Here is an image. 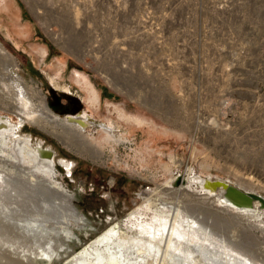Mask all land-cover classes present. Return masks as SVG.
Returning a JSON list of instances; mask_svg holds the SVG:
<instances>
[{"label":"rangeland","instance_id":"1","mask_svg":"<svg viewBox=\"0 0 264 264\" xmlns=\"http://www.w3.org/2000/svg\"><path fill=\"white\" fill-rule=\"evenodd\" d=\"M101 1L0 0V46L7 52L0 54V116L19 124L17 133H0V179L6 182L0 180V264L25 258L31 264H73L82 246L110 223L139 214L148 195L180 179L195 193L203 190L199 178H215L255 184L264 194L255 156L258 146L264 149V56L256 58L254 46L240 48L237 30L226 29L223 1L119 0L129 19L121 18L126 10L115 14ZM80 24L86 26L82 32ZM84 43L94 53L101 47L95 43L118 50L110 56L106 48L104 59L129 66L130 72L110 68L127 75L115 79L133 83L141 101L113 90L92 68L89 54L78 57ZM133 71L139 79L131 77ZM83 76L97 101L89 99ZM37 91L55 120L40 113ZM73 95L97 122L111 120L121 128L108 136L89 123L75 139L64 131L71 127L62 125L74 112L73 104L64 103ZM36 142L70 162V176L58 163L53 175L70 196L73 219L51 205L27 150ZM240 219L242 229L264 239L256 227L264 209ZM13 221L37 230L32 223H39L43 232H21ZM47 240L56 251L51 262L35 255Z\"/></svg>","mask_w":264,"mask_h":264},{"label":"bare ground","instance_id":"2","mask_svg":"<svg viewBox=\"0 0 264 264\" xmlns=\"http://www.w3.org/2000/svg\"><path fill=\"white\" fill-rule=\"evenodd\" d=\"M103 1L113 7L115 14L119 9L126 10V12L121 14L122 19L130 18V14L127 11L129 8L119 7L117 5L118 0H102L101 2ZM222 1V7L228 5V0ZM240 3L241 0L240 2L239 0L235 2L237 6H239ZM94 17L97 19L96 15H94ZM259 17H262V13L257 15V18ZM100 21H103V18H100ZM243 22L249 31L252 25L249 24L247 19H243ZM239 24V21H235L233 27L236 28ZM94 26L96 27L94 29L95 41H97L96 29L99 27L96 24ZM80 27V31L86 29L84 24H80ZM235 33H238V31ZM95 44L101 46L99 49L95 48V53L87 51L84 43L83 51L77 56L82 58L84 55L89 54L96 63L92 68L111 85L113 90L123 94L126 93L129 97H133L135 93L140 92L132 86L133 83L127 84L124 83V80L118 81L115 79L116 76L124 78L127 75H122L119 72L117 73L116 69L112 71L110 66L114 68L120 66L119 71H131L129 66L125 67L124 65L123 67L124 61L122 62L120 59L113 61L112 58L104 59L106 48L110 50V56L117 54L118 50L114 49V52H112L109 47L98 43ZM0 54H7L2 46H0ZM97 54L99 58L96 57ZM131 77L139 79V77L134 74V71ZM83 78L84 84L89 91V99L91 101H97L98 97L95 93V88L91 83L85 81L84 76ZM53 83L55 87L61 88L64 92L69 91L66 84H59L58 81H53ZM52 87L56 89L53 85ZM37 94L39 97L38 107L40 113H43L48 120H55L57 116L49 113L39 91H37ZM66 94L69 95L68 93ZM133 98L137 101H141L138 96H134ZM18 99L20 105L24 106L26 104V98L22 93ZM71 101L73 102V99H71ZM23 102L25 104H23ZM29 103L31 102L29 101ZM25 115L28 116L29 113L26 112ZM89 123H98L108 136L114 135V130L121 128L119 124L111 122V120H108V122H97L92 114L82 107L74 110L73 114H67L62 121L64 127H71V130L65 128L64 131L75 134V139H79L80 133ZM2 124H4V126H2ZM199 124L200 123L196 125ZM0 125V133L5 129H8V132H13L19 127V124H16L7 117L4 118L1 116ZM15 133L17 132L15 131ZM22 137L23 139H27L29 135L22 134ZM35 146L36 148H27L29 151L28 154L36 165L34 168L38 169L39 175L42 177L40 178L42 186L46 187L48 191L46 193L52 196L51 205H56L61 209L65 217L73 219L71 216L75 212L69 201L70 196L66 193V189L56 181L53 175L56 163L67 168V165L70 164L69 160L63 157H58L56 159L52 148L48 146L43 147L41 142H36ZM85 148L86 147H83V149ZM172 158V161L176 163L177 158L173 156ZM199 179L201 180L203 190H200L198 193L192 192L187 186L182 185L183 179H180L177 186L165 184L154 193L148 195L144 202L145 205L142 207L140 206L137 212L139 214L131 212L126 220L110 223L104 231L97 234L93 239L82 246L74 256L73 264H264V239L259 241L257 239L258 237L256 238L247 233L238 224L242 215L246 214L248 216H253L254 213L258 212L260 209L259 201L257 199L252 200L248 198L244 195V192L237 191L232 187L226 189L227 185L230 184L231 186L242 188L246 192L260 194L255 184L245 187L241 186L239 183L222 182L215 178H210L208 180ZM0 180L6 185L4 179ZM225 191L226 194L224 195ZM249 203L251 204L249 205ZM174 208H176V210H174ZM0 210L2 211L1 208ZM148 212H152L153 215L151 217H146L145 215H147ZM13 225L21 232L27 234L30 231L37 234H40V231L43 232L42 225L36 222L32 223V225H35L38 230L36 228L33 229L27 221L14 222ZM252 226H254V224ZM256 227L262 231V235L264 236L263 219ZM51 231L53 232L52 229ZM50 243L52 242L47 240L48 246H41L39 251L35 252V255L51 262L52 255L54 253L56 254V251L52 248ZM228 243L232 244L234 247L230 246ZM25 259L27 262H24L23 259H15L10 263L29 264L28 262H30L31 264L30 260L27 258Z\"/></svg>","mask_w":264,"mask_h":264},{"label":"built area","instance_id":"3","mask_svg":"<svg viewBox=\"0 0 264 264\" xmlns=\"http://www.w3.org/2000/svg\"><path fill=\"white\" fill-rule=\"evenodd\" d=\"M127 1L128 0H126V2ZM235 2L236 0H228L227 2L228 5H225L222 9L224 22L228 24L226 29L228 31H231V30L238 31L236 35L238 36L241 49L242 48L246 49L254 45V51H255L256 58H262L264 56V0H241V3L239 6H237ZM117 5H118V2H117ZM260 13H262V17L257 18V15ZM243 19H247L249 21V24L252 25V27L249 28V31L247 30L243 22ZM235 21H239L240 23L238 27L236 28L233 27ZM244 57H243V60L246 59ZM258 60H262V59H258ZM50 87H52L51 83H50ZM64 103L70 106L67 99H65ZM259 108H260V105H259ZM255 151H256L255 156L257 159L256 165H257L258 173L260 174L262 178H264V149L262 148V146H258ZM61 166L65 170V172L70 170V164L67 165V168L64 167L63 165ZM67 174L70 176L71 175L70 171ZM260 195L264 197V194L260 193ZM262 209H264V207H262Z\"/></svg>","mask_w":264,"mask_h":264},{"label":"water","instance_id":"4","mask_svg":"<svg viewBox=\"0 0 264 264\" xmlns=\"http://www.w3.org/2000/svg\"><path fill=\"white\" fill-rule=\"evenodd\" d=\"M66 99L68 100L70 106L73 104L72 105L73 107H72V110L71 111H74V110H76L77 108H79L81 106V104L78 102V100L76 99L75 96H71L70 99H69V96H67ZM71 99H73V102L71 101ZM230 187L236 189L237 191L244 192V195L247 196L248 198L252 199V200L253 199L254 200L257 199L259 201V206L261 208L264 207V197L262 195H260L258 193L246 192V191H244V189L239 188V187H236V186H231L230 184L227 185L226 189L227 188H230ZM225 194H226V191H225L224 195ZM250 204L251 203H249V205Z\"/></svg>","mask_w":264,"mask_h":264},{"label":"crops","instance_id":"5","mask_svg":"<svg viewBox=\"0 0 264 264\" xmlns=\"http://www.w3.org/2000/svg\"><path fill=\"white\" fill-rule=\"evenodd\" d=\"M14 1V0H13Z\"/></svg>","mask_w":264,"mask_h":264}]
</instances>
